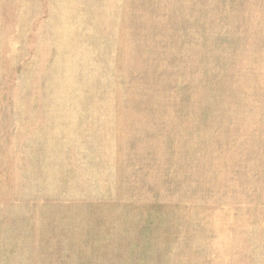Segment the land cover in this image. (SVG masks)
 <instances>
[{
    "label": "rangeland",
    "instance_id": "obj_1",
    "mask_svg": "<svg viewBox=\"0 0 264 264\" xmlns=\"http://www.w3.org/2000/svg\"><path fill=\"white\" fill-rule=\"evenodd\" d=\"M0 264H264V0H0Z\"/></svg>",
    "mask_w": 264,
    "mask_h": 264
}]
</instances>
